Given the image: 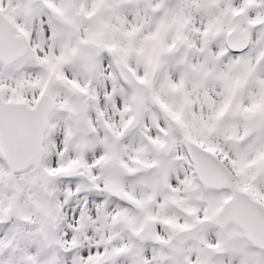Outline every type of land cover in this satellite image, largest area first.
Returning a JSON list of instances; mask_svg holds the SVG:
<instances>
[{
  "label": "snow or ice",
  "instance_id": "obj_1",
  "mask_svg": "<svg viewBox=\"0 0 264 264\" xmlns=\"http://www.w3.org/2000/svg\"><path fill=\"white\" fill-rule=\"evenodd\" d=\"M0 264H264V0H0Z\"/></svg>",
  "mask_w": 264,
  "mask_h": 264
}]
</instances>
